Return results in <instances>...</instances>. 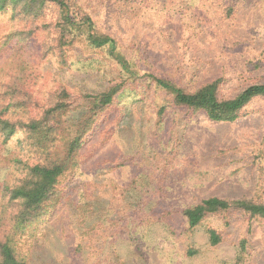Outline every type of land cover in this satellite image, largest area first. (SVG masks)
<instances>
[{"label": "rangeland", "instance_id": "1", "mask_svg": "<svg viewBox=\"0 0 264 264\" xmlns=\"http://www.w3.org/2000/svg\"><path fill=\"white\" fill-rule=\"evenodd\" d=\"M78 1L139 68L189 90L222 78V98L264 83V0ZM14 26L0 13V87L32 67L35 111L62 86L98 93L121 81L104 51L77 45V62L60 69L41 61V37H9ZM131 88L98 118L79 170L61 179L63 199L20 250L31 264H236L246 238L240 264H264V219L233 211L191 230L182 214L212 196L264 199V97L236 121L216 122L177 107L159 117L164 99L155 84ZM24 138L21 131L5 145L0 139V183H17L24 163L37 161ZM209 227L221 234L219 244H211Z\"/></svg>", "mask_w": 264, "mask_h": 264}, {"label": "trees", "instance_id": "2", "mask_svg": "<svg viewBox=\"0 0 264 264\" xmlns=\"http://www.w3.org/2000/svg\"><path fill=\"white\" fill-rule=\"evenodd\" d=\"M0 13H9L14 22L9 37H16L18 42L42 38L41 61L52 59L60 69L69 67L77 62L76 46L82 45L88 53L104 51L122 77L98 93L71 91L62 86L51 91L38 111L29 79L34 74L32 67L19 68L11 81L0 87L1 144L9 143L23 131L26 148L37 156L34 163H24V174L17 183H0V264H31L28 255L20 250L21 241L32 237L38 224L63 199L61 179L79 170L81 149L97 127L98 118L123 94L133 92L131 87L138 88L142 80L154 83L157 93H163L159 117L167 108L177 107L190 114L203 112L212 121L234 122L256 98L264 97V83L251 84L234 97L222 98V78L189 90L170 77L139 68L127 58L117 40L97 26L78 0H0ZM80 107H86V112L75 121L69 120L68 115ZM233 211L250 219H264V199L212 196L186 206L182 214L193 230L211 215ZM208 232L212 245L221 242L217 229L209 227ZM247 246L248 240L243 238L236 264L244 261ZM194 252L190 250L189 254Z\"/></svg>", "mask_w": 264, "mask_h": 264}]
</instances>
